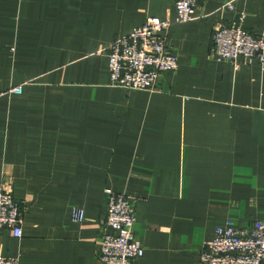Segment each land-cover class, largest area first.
I'll return each mask as SVG.
<instances>
[{
    "label": "crops",
    "instance_id": "obj_1",
    "mask_svg": "<svg viewBox=\"0 0 264 264\" xmlns=\"http://www.w3.org/2000/svg\"><path fill=\"white\" fill-rule=\"evenodd\" d=\"M175 1L0 0V187L23 214L0 257L102 264L106 190L134 200L132 264H201L217 227L264 223V68L211 45L236 13L264 41V0H197L165 33L175 71L152 91L110 86V42L148 18L173 23Z\"/></svg>",
    "mask_w": 264,
    "mask_h": 264
},
{
    "label": "built area",
    "instance_id": "obj_2",
    "mask_svg": "<svg viewBox=\"0 0 264 264\" xmlns=\"http://www.w3.org/2000/svg\"><path fill=\"white\" fill-rule=\"evenodd\" d=\"M197 0H176L173 23L148 18L129 34L112 40L106 49L110 86L128 90L152 91L158 77L178 68V56L166 47L165 33L172 24L194 20ZM226 9L233 12V6ZM243 13H236L229 24L217 22L212 28L213 56L235 68L257 61L264 68V41L243 28ZM14 92H20L14 91ZM107 207L103 220L104 233L97 243L102 264H132L143 256L141 242L134 235V200L124 194L106 190ZM75 221L84 218L73 212ZM23 214L11 191L0 187V234L9 230L22 237ZM201 264H264V223L254 222L243 229L231 223L219 226L213 239L204 243ZM0 264H18L17 258L0 257Z\"/></svg>",
    "mask_w": 264,
    "mask_h": 264
},
{
    "label": "rangeland",
    "instance_id": "obj_3",
    "mask_svg": "<svg viewBox=\"0 0 264 264\" xmlns=\"http://www.w3.org/2000/svg\"><path fill=\"white\" fill-rule=\"evenodd\" d=\"M16 90L19 91L20 88H19V87H16V88H13V89H12V91H16Z\"/></svg>",
    "mask_w": 264,
    "mask_h": 264
}]
</instances>
